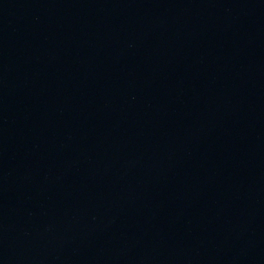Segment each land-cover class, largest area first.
<instances>
[{
  "label": "water",
  "instance_id": "1",
  "mask_svg": "<svg viewBox=\"0 0 264 264\" xmlns=\"http://www.w3.org/2000/svg\"><path fill=\"white\" fill-rule=\"evenodd\" d=\"M0 264H264V0H0Z\"/></svg>",
  "mask_w": 264,
  "mask_h": 264
}]
</instances>
